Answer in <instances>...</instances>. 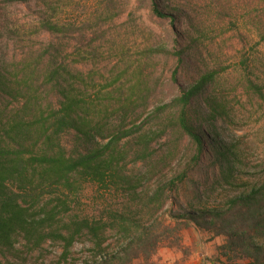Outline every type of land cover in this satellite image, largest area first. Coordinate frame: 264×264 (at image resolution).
I'll return each mask as SVG.
<instances>
[{
	"label": "rangeland",
	"instance_id": "1",
	"mask_svg": "<svg viewBox=\"0 0 264 264\" xmlns=\"http://www.w3.org/2000/svg\"><path fill=\"white\" fill-rule=\"evenodd\" d=\"M152 1L65 0L59 3L51 0L54 10L49 15L62 32L47 33L40 30L39 21L45 13L42 4L31 1L7 5L0 0V63L36 59L49 47L50 69L60 71V82L85 101L94 122L106 128L105 135L120 124L121 110H128L127 129L147 123L142 133L157 137L150 151L152 157L140 161L136 152L130 150L136 146L135 141L125 145L130 156L121 165V171L130 178L146 177L139 189L140 204L145 202L143 195L152 193L160 181L176 177L196 153V146L170 126L169 112H158L157 108L177 97L181 85L188 83V79H196L209 70L218 71V87L210 91L221 98L226 108L227 116L217 126L236 148V180L240 184L263 182L264 90L260 96L247 88L246 73L240 62L244 55L258 61L251 68L255 74L251 79L264 87V32L258 38H249L242 26L264 24V0H168L185 11L186 16L175 22L154 15ZM154 1L163 5L162 1ZM233 25L241 31H231L235 29ZM197 26L206 30L207 38H200L197 55L181 64L176 54L187 45L183 34L193 32ZM60 101L58 95L49 96V104L59 107ZM12 103L7 102L9 109L19 105ZM163 132L165 135L160 137ZM74 139V133L63 137L62 142L69 151L74 150ZM213 180V171L206 161L195 172L189 188L168 193L164 209L174 212L180 209V204L187 207L194 197L195 183L201 193L209 194L210 202L216 206L228 195L242 190V186L239 189L224 186L210 193ZM69 200L71 211L62 214L60 220L68 223L72 218H88L106 222L109 225L104 245L107 252L117 251L125 241L123 234L110 226V214L125 211L128 206H139L130 202L123 186L110 180L86 182ZM168 215L167 212L166 218ZM149 218L145 214L142 220L147 222ZM180 236L179 247L163 244L152 261L155 264H229L220 252L225 242L223 237H214L195 227L183 229ZM96 255L95 241L85 233L77 237L68 251L61 240L50 239L34 249L19 237L15 250L1 253L0 264H86L92 263Z\"/></svg>",
	"mask_w": 264,
	"mask_h": 264
},
{
	"label": "trees",
	"instance_id": "2",
	"mask_svg": "<svg viewBox=\"0 0 264 264\" xmlns=\"http://www.w3.org/2000/svg\"><path fill=\"white\" fill-rule=\"evenodd\" d=\"M31 1L45 7L40 30L61 33V27L49 15L54 10L51 0H4V3ZM159 1L163 5L152 1V12L158 18H171L175 22L186 16L183 9L168 0ZM233 26L235 29L231 31H241L237 25ZM242 26L249 38H258L264 32L261 22ZM206 34L200 26L193 27V32L185 31L187 45L176 54L181 64L197 55L198 42L207 38ZM162 52L169 54L168 50ZM48 56L49 47L36 59L0 63V255L15 250L19 237L34 249L50 239L61 240L68 251L77 237L85 233L94 239L97 251L93 262L86 264H155L152 258L163 244L179 247L182 230L195 227L224 238L220 252L229 264H264V181L240 184L236 180V148L217 126L227 116L226 108L221 98L211 92L218 87V71L209 70L196 79H188L177 97L157 108L158 112H169L170 126L196 146V153L176 177L160 181L152 193L143 195L145 202L140 204L139 189L146 177L130 178L121 171V165L130 156V150L136 152L140 161L150 159L157 137L142 133L146 122L127 129L128 110L119 112L120 124L105 135L106 128L94 122L85 101L60 82L58 69H50ZM257 62L244 55L240 66L246 73L247 88L262 96L264 87L251 79L255 76L251 68ZM51 95L60 96L59 107L49 104ZM7 102L19 105L9 109ZM142 102L145 103L143 98ZM67 133L75 134L72 151L62 142ZM164 135L165 132L160 137ZM135 141L136 146L127 151L125 145ZM206 161L214 177L210 193L224 186L229 189L242 186V190L228 195L216 206L195 183L194 197L187 207L180 204V209L174 212L164 209L168 193L189 188L195 172ZM107 180L123 186L130 202L139 205L110 214V226L125 239L115 252L104 248L109 228L106 222L88 218H72L68 223L60 220L62 214L71 211L69 199L77 195L84 183ZM145 214L150 217L147 222L142 220Z\"/></svg>",
	"mask_w": 264,
	"mask_h": 264
}]
</instances>
